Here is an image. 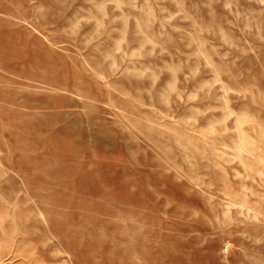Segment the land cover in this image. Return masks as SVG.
Here are the masks:
<instances>
[{
    "label": "rangeland",
    "instance_id": "obj_1",
    "mask_svg": "<svg viewBox=\"0 0 264 264\" xmlns=\"http://www.w3.org/2000/svg\"><path fill=\"white\" fill-rule=\"evenodd\" d=\"M0 264H264V0H0Z\"/></svg>",
    "mask_w": 264,
    "mask_h": 264
}]
</instances>
